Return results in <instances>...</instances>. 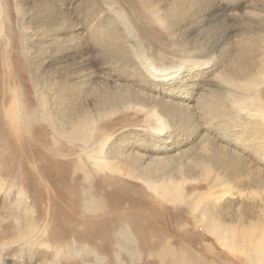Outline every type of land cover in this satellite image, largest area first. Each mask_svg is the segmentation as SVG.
<instances>
[{
	"label": "bare ground",
	"instance_id": "6f19581e",
	"mask_svg": "<svg viewBox=\"0 0 264 264\" xmlns=\"http://www.w3.org/2000/svg\"><path fill=\"white\" fill-rule=\"evenodd\" d=\"M142 1L177 39L176 52L151 57L92 0L68 4L67 13L54 0H27L23 17L34 59L30 53L24 59L27 69L40 65L44 76L31 78L40 114L55 119L62 133L69 126L72 138L94 142L89 156L106 145L99 147L107 140L98 134V121L138 108L155 125L126 129L94 163L144 180L161 198L178 200L184 181L204 184L203 205L190 206L199 210V224L230 249L264 259V226L261 233L250 227L261 205L252 192L264 190V0ZM77 49L91 54L96 67L82 56L76 65L69 61L66 55ZM11 93L3 113L12 128L27 130L36 117L18 90ZM23 197L16 193L14 202ZM90 202L87 208L97 209ZM21 233L27 237L30 230Z\"/></svg>",
	"mask_w": 264,
	"mask_h": 264
},
{
	"label": "rangeland",
	"instance_id": "374dc122",
	"mask_svg": "<svg viewBox=\"0 0 264 264\" xmlns=\"http://www.w3.org/2000/svg\"><path fill=\"white\" fill-rule=\"evenodd\" d=\"M54 1L67 13L68 4L73 7L76 0ZM92 1L121 22L129 40L138 42L151 57L176 52L177 39L157 16L149 15L142 0ZM27 4V0H0V264H264L260 256L239 247L230 249L227 241V245L219 241L199 224L201 214L190 206L203 205L199 198L204 184L197 187L184 181V197L161 198L144 180L117 172L110 164L94 163L123 131L155 125L151 117L138 114V108L98 121V134L107 140L99 147L106 145L89 156L94 142L72 138L69 126L62 133L53 118L43 120L31 81L32 75L44 77L41 66L35 62L27 69L24 59L26 53L32 56L26 42L31 35L23 17ZM66 56L74 65L82 56L88 66L96 67L87 51L71 50ZM13 90H18L20 102L36 117L24 131L12 128L3 113ZM260 95L264 110V90ZM231 187L234 190V184ZM16 193L24 196L20 206L14 202ZM252 194L256 203L259 200L257 205H263L250 226L258 233L264 226V190ZM4 199L13 208V216L6 213ZM90 201L97 203V209L87 208ZM26 230L30 235L22 236Z\"/></svg>",
	"mask_w": 264,
	"mask_h": 264
}]
</instances>
